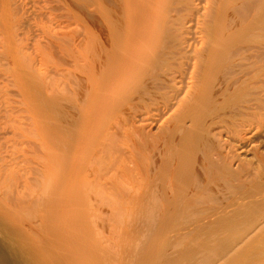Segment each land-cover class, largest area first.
Wrapping results in <instances>:
<instances>
[{"label": "bare ground", "instance_id": "1", "mask_svg": "<svg viewBox=\"0 0 264 264\" xmlns=\"http://www.w3.org/2000/svg\"><path fill=\"white\" fill-rule=\"evenodd\" d=\"M0 85V264H264V0H0Z\"/></svg>", "mask_w": 264, "mask_h": 264}, {"label": "rangeland", "instance_id": "2", "mask_svg": "<svg viewBox=\"0 0 264 264\" xmlns=\"http://www.w3.org/2000/svg\"><path fill=\"white\" fill-rule=\"evenodd\" d=\"M74 18H76V17H72V18H70V19H74ZM58 19H59V21H57L56 26L53 25L52 27L55 28V29H57V30L60 31V32H63V31L67 32V31L65 30V28H67V30L69 31V32H67V34H71V33H70V30L73 28L72 30L74 31L75 27H76L77 25H80L79 23H81V20H80V19H79L80 22H79V20H75V21L73 20L74 22L71 20L72 22L69 21V23H72V24H69V25L66 26V24H68V23H67V22H68V21H67L68 19L66 20L65 18H62V17H60V16L58 17ZM70 19H69V20H70ZM76 19H78V18H76ZM76 21L79 22L77 25L74 24V23H76ZM58 22H59V23H58ZM64 23H65V24H64ZM50 25H51V21H50V18H49V14L47 13L45 16H43L41 19H39V20L36 21V22H35L34 20H32V24L29 26V28H25V29H23V33L21 34V36L26 37V38H30V39H34V40H39V39H40V40L44 41V40L46 39V37H45V36H46V35H45V31H47V29L50 27ZM71 25H72V26H71ZM81 25H82V24H81ZM81 25H80V27L77 26L76 29L81 28V27H82ZM74 26H75V27H74ZM70 27H71V28H70ZM69 29H70V30H69ZM76 29H75V30H76ZM72 30H71V32L73 33ZM37 58H38V59H41L42 62L46 63L45 65H47V67H45V69L47 68V69L50 70L51 72L53 71L54 74H52V73L50 72V73L52 74V75H51L52 77H54V76L56 75V73H58L59 70L55 71V69H54V70H53V69H50V68L52 67L51 65L53 64V62L51 63V62H50L51 60H49V58H50V52H49V50H48L46 47H44V46L41 47V49H40V51H39V55H37ZM51 59H52V58H51ZM56 60H57V58L55 59V61H56ZM52 61H53V59H52ZM55 61H54V62H55ZM47 62H48V64H51V65H50L51 67L48 68V64H47ZM56 62H57V64L59 65L58 61H56ZM57 64L54 63V66H53V67L59 69V66H58ZM55 65H56L57 67H56ZM65 66L68 68L69 65H65ZM53 67H52V68H53ZM48 70H47V71H48ZM47 71L45 72V74L47 73ZM54 71H55V72H54ZM48 72H49V71H48ZM58 74H60V73H58ZM58 74H57V76H59ZM48 75H49V74H48ZM48 75H45V76H48ZM53 75H54V76H53ZM52 77H51V79H52ZM61 77H62V76H61ZM57 78H58V77H54V79H52L53 81H52V80H51V81L54 82V81H56ZM59 79H60V78H59ZM44 80H45V79H44ZM57 80H58V79H57ZM56 82H57V81H56ZM0 86H1V85H0ZM53 86H54V84H53ZM15 87H16L15 85H14V86H10V85H9V86L7 87L6 90H1V89H0V93H1V91H3V92L5 91V95L7 96V98L9 99V97H10V99H13V102H15V103H13V102L11 103L14 107H12V105L9 103V102H11V100L8 101V103H9V105H8V103H7V101H6V98H5V95L0 94V96H2V95L4 96L3 98L0 97V98L2 99L0 102L5 103V105L3 104L4 107H7V105L9 106L10 110H9V108H8V111H11L9 115H11V113L13 112L12 115H11L12 117H13V114H16V115H17V114H20V113H14L15 111H17V110H16L17 108H18V111H17V112H19V110H21V109H19L20 106H21V105L19 104L20 102H18V99H21V98H20V96H19V92H17V94H16V91H18V90H16L17 88H15ZM54 87H55V86H54ZM0 88H2V86H1ZM3 88H4V87H3ZM5 88H6V87H5ZM10 89H11L12 91L15 89L16 91L14 90V91L12 92V91H10ZM7 90H8V91H7ZM3 92H2V93H3ZM11 93H12V94H11ZM14 94H15V95H14ZM14 97L16 98V100H15ZM4 99H5V100H4ZM8 99H7V100H8ZM3 100L6 101V102H4ZM16 101H17V102H16ZM19 101H20V100H19ZM6 103H7V105H6ZM1 104H2V103H1ZM1 104H0V106H2ZM18 104H19V106H17ZM10 105H11V106H10ZM15 106H16L17 108H16ZM22 106H24V109L26 108L24 104H23ZM2 108H3V107H2ZM11 108H12V109H11ZM13 108H14V109L16 108L15 111H13ZM0 109H1V107H0ZM5 109H6V108H3L2 111L5 112ZM22 109H23V108H22ZM24 109H23V110H24ZM6 110H7V109H6ZM25 110H26V109H25ZM0 111H1V110H0ZM24 112H25V111H24ZM24 112H22V110H21V114H22V115H21V114H20L19 116L17 115V116H18L17 119L19 118V119L21 120L22 123H20V124L17 123V124H16V122H18V121H20V120H17V119H16V120H17V121H16V120H15L16 116H15V117H13V118H14L13 120L15 121V123H14V121H13L12 118H11V120H12L13 122H11V120H10V122H11L10 125H12V123H13V125L16 124L18 127H19V125H20V127H22V126H23L22 124H24V123H26L25 125H27V123H29V122H28V117L30 118V115H28V114H31V113L28 112V111H26V112L28 113V114H27L28 117H27V116H26V112H25V116L27 117V119H26L25 117H23V113H24ZM1 113H2V112H0V116H1ZM4 114H5V113H4ZM9 115H8V116H7V115H5V116L2 115V117H5V118H6V116L9 117ZM41 116H42L41 118L38 116V119H37V117H33V118L31 117V118L34 119V120H32L33 122L36 121V122H35V123H37L36 126H37L38 129H39V131H38L39 136H38L37 134H35L36 137L38 136V138H40V139L43 138V139L40 140V139L34 137V136H35V135L33 136L34 133H33L32 135L30 134L31 136H29V131H27L28 133L26 132V135H27L28 137H27V140H26V139H24V140L28 141V138L31 139V140H34V141H37V140H38V141H42L43 145H47L46 147L49 146V149H50V150L47 149L45 146H44V148H43V150H44L43 153H44V154H45V153L47 154L46 156H43V157H45V158H44L45 160L41 157V158H42L41 160H44V161L47 160V163L44 162V161H41V163H43V162H44V164L46 163V164H45L46 166L43 167V169H42V170H43V173H44V177L41 175V177H43L44 180H43L42 178H41V179H42L44 182H46V183H44V184H46V185L44 186L43 182L41 181V187H42V185H43L42 188H44V187L47 188V185L49 184L48 182H51V180L55 177V174H56L55 170L57 171V169H56V167H55V166H56V165H55V161L57 160V158H56V155H57V152H56V151H57V150H56V147L54 146V143H53V136L51 135V133H50L49 130H48V129L50 128V126H51L50 124H48V123H51V122H49L50 119H48L49 116H48L47 114H42ZM47 116H48V117H47ZM2 117H0V119H1ZM9 118H10V117H9ZM31 118H30V119H31ZM39 118H40V119H39ZM25 119H26V120H25ZM47 119H48V120H47ZM2 120L5 121L6 119H5V120L2 119ZM7 120H8V119H7ZM23 120H24V122H23ZM37 120H38V121H37ZM39 120H41L42 122H41V121L39 122ZM3 121H2V122H3ZM29 121H30V120H29ZM0 122H1V121H0ZM7 122H9V120H8ZM41 123H42V124H41ZM46 123H47V124H46ZM18 124H19V125H18ZM29 124H30V126H31V122H30ZM38 124H40L41 126L38 125ZM13 125H12V126H13ZM33 125H34V124L32 123V126H33ZM27 126H29V125H27ZM27 126H25V127L23 126L24 128L22 127V130L25 129V128H29V127H30V126H29V127H27ZM41 128H42V129H41ZM45 128H46V129H45ZM29 129H31V128H29ZM33 129H34V128H33ZM50 129H51V128H50ZM25 130H27V129H25ZM44 130H46L47 132H45ZM32 131H33V130H32ZM30 132H31V131H30ZM33 132H34V131H33ZM48 132H49L50 134H49ZM31 133H32V132H31ZM49 136H50V137H49ZM51 137H52V140L50 141ZM22 138H25V136H22ZM22 138H21V139H22ZM35 138H36V139H35ZM21 139H20V140H21ZM31 140H29L30 143L32 142ZM44 140H45V141H44ZM18 141H19V140H18ZM18 141H17V142H18ZM21 141H22V140H21ZM34 141H33V142H34ZM12 142H13V141H12ZM46 142H47V143H46ZM10 143H11V142H10ZM10 143H8V146H6V148H2V149H4V150H5V149H6V150L9 149V150L11 151V150H12V147H13V149H15L14 147L17 146L18 149L20 148V152H21L20 154H18L19 157L23 155L24 157L30 156V157H28V158H31L32 155H30V154H32V151H31V152H26L27 150H25V149H27V147L29 146V144H28L29 142H22V144H21V142L16 143V140H15L16 146H12V147H10V148L7 149V147H9V145L11 146ZM19 143H20V146L17 145V144H19ZM26 143H27V147H25L26 145L24 146V144H26ZM21 145H23V146L25 147V148H24V147L22 146V148H24L25 151H24V150L22 151ZM4 147H5V146H4ZM17 148H16V149H17ZM29 148H30V146L28 147V151H29ZM2 149H1V150H2ZM30 150H31V148H30ZM46 150H47V151H46ZM10 151H8V152H10ZM14 151H15V150H14ZM0 152H1V151H0ZM3 152H4V153H3ZM17 152H18V151H16V153H17ZM40 152H41V151H40ZM55 152H56V153H55ZM1 153H2V155L5 154L4 158L7 156V154H6L7 152L2 151ZM1 153H0V154H1ZM10 153L12 154V151H11ZM10 153H9V155H11ZM16 153H15V154H16ZM26 153H27V154H26ZM36 153H37V152H36ZM36 153H35V154H36ZM35 154H34V157L32 156L33 161H32V159H31V161L34 162V163L36 162L35 164L40 163V160H39V157H38L39 155L36 154V155H37V158H36ZM44 154H43V155H44ZM9 155H8V156H9ZM16 155H17V154H16ZM41 155H42V152L40 153V156H41ZM13 156H14V158L17 160L18 156H16L17 158L15 157V155H13ZM23 156H22V157H23ZM0 157H1V158H0V161H1V160L3 159V156H0ZM9 157H10V156H9ZM22 157L20 158V160L23 159V161H21V163H23V162L26 160V158H25V160H24V158H22ZM47 157H48V158H47ZM57 157H58V156H57ZM12 158H13V157H12ZM35 158H36V159H35ZM46 158H47V159H46ZM9 159H10V158H9ZM9 159L7 158V160H9ZM34 159L37 160V161L39 160V161L37 162V161H35ZM58 159H59V157H58ZM7 160H6V161H7ZM27 160H28V159H27ZM27 160H26V162H27ZM2 161H3V160H2ZM9 161H10V160H9ZM11 161H12V160H11ZM11 161H10V162H11ZM13 161L16 162L15 160H13ZM18 161H19V159H18ZM3 162H5V160H4ZM7 162H8V161H7ZM10 162H9V163H10ZM32 162H30V164H31ZM48 162H49V165H48ZM0 163H1V162H0ZM11 163H12V162H11ZM11 163H10V164H11ZM17 163H18V162H17ZM10 164H8V165H9L8 167H10V166L12 165V164H11V165H10ZM18 164L20 165V163H18ZM23 164L27 167V165L25 164V162H24ZM27 164L29 165V163H27ZM14 165H15V163L13 164V166H14ZM32 165H33V164H32ZM40 165H41V164H40ZM40 165H39V166H40ZM50 166H51V167H50ZM18 167H19V166H18ZM21 167L23 168V166H21ZM21 167H19V169H20ZM40 167H41V166H40ZM16 168H17V166H14L13 169H12L11 167H10V169H9V168H7V169H9L8 171L12 172V170H14V169H15L14 171H17L18 169L16 170ZM22 168H21V169H22ZM41 168H42V167H41ZM44 168H46V169H45V170H46L45 172H44ZM47 168H49L50 170L47 171ZM11 169H12V170H11ZM25 169H26V168H25ZM25 169H24V170H25ZM14 171H13V172H14ZM21 171L24 172L23 169H22ZM21 171L19 172V170H18V172H15V173H16V174H17V173H18V174H19V173H22ZM13 172H12V173H13ZM47 172H48V173H47ZM40 173H42V171H41ZM45 173H46V175H45ZM49 173H50V174L52 173V174L50 175ZM54 173H55V174H54ZM9 175H10V174H9ZM9 175H8V176H9ZM45 176H47L46 179H45ZM51 176H52V177H51ZM53 176H54V177H53ZM48 177H49V180H50V181L48 180ZM51 178H52V179H51ZM45 180H46V181H45ZM47 180H48V181H47ZM47 183H48V184H47ZM6 185H8L7 181H6ZM46 188H44V189H46ZM79 200H80V199H79ZM87 201H88V202H87ZM92 201H93V202H92ZM94 201H95V200H87V199H86V201L79 202L78 206H79L80 208H85V209H87L90 213H94V214H96L97 212H96L95 210H96L98 207H101V208H102L103 206H102L101 204H102L103 202L98 201L97 203H98V205H100V206H97V203H95V205H93V204H94ZM90 202H91L92 204H90ZM126 202H127V201H126ZM122 204H123L124 206H128V205H130L129 202H127V204H126L125 201L122 202ZM90 205L93 206V207H95V208H96V206H97V208H96V209L94 208V210H93V207H91ZM104 205H106V203H104ZM108 205H109V203H107V205L104 206L103 208L106 209V207H107ZM110 205H112V204L110 203ZM112 206H113V205H112ZM115 206H116V204H115ZM108 207H109V206H108ZM88 208H90L91 211H90ZM110 208H111V206H110ZM97 211H98V210H97ZM114 220H115V219H114ZM111 222H112L111 224L114 225L115 221H114V223H113V221H111ZM111 224H110V225H111ZM120 264H126V261H123V262H121Z\"/></svg>", "mask_w": 264, "mask_h": 264}]
</instances>
